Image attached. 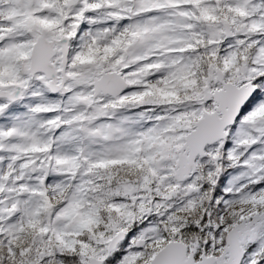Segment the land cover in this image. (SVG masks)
Masks as SVG:
<instances>
[{
  "label": "snow or ice",
  "instance_id": "snow-or-ice-1",
  "mask_svg": "<svg viewBox=\"0 0 264 264\" xmlns=\"http://www.w3.org/2000/svg\"><path fill=\"white\" fill-rule=\"evenodd\" d=\"M0 264H264V0H0Z\"/></svg>",
  "mask_w": 264,
  "mask_h": 264
}]
</instances>
